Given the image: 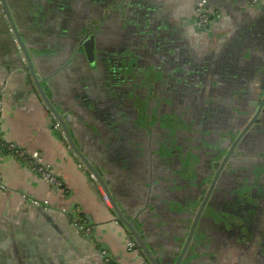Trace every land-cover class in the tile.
<instances>
[{"label":"flooded vegetation","instance_id":"1","mask_svg":"<svg viewBox=\"0 0 264 264\" xmlns=\"http://www.w3.org/2000/svg\"><path fill=\"white\" fill-rule=\"evenodd\" d=\"M86 1H94L89 8L105 16L106 31L81 24V32L74 34V56L60 68H75L78 75L86 135H93L84 154L98 169L100 180L91 176L103 195L112 207L111 198L116 201L149 251L168 264L202 261L205 244L218 228L233 237L243 228L254 233L257 223L251 214L243 218L238 199L244 200L240 205H252L253 182L264 177V157L258 160L253 154L264 130V104L256 105L264 100V85L256 88L263 76L254 73L260 57L250 56L252 70H234L220 63L217 53L199 56L190 41L163 31L162 25L154 33L156 25L147 24L144 12L135 14L129 0ZM123 1L127 3L121 9L117 4ZM59 2L44 1L48 7L41 11L49 12L52 22L61 11ZM197 3L193 25L205 30L215 19L199 25ZM0 10L13 35H25L7 0H0ZM41 19L30 23L47 22ZM90 37L94 44L89 53L81 45ZM236 41L239 47L245 42ZM125 201L135 210H123ZM161 236L166 249L156 247V252L153 243Z\"/></svg>","mask_w":264,"mask_h":264},{"label":"crops","instance_id":"2","mask_svg":"<svg viewBox=\"0 0 264 264\" xmlns=\"http://www.w3.org/2000/svg\"><path fill=\"white\" fill-rule=\"evenodd\" d=\"M44 1L7 0L25 34L22 37L44 92L64 117L80 149L86 151L90 145L86 140L91 141L88 136L93 135H86L87 120L78 98V75L75 68L65 71L60 66L74 56L78 37L74 34L81 32V24L99 25L104 32L105 16L89 8L94 1L60 0L61 11L55 13L56 20L52 22L51 14L42 12L48 7ZM197 1L129 0L128 5L135 14L138 10L141 15L145 13L147 24L153 23L158 29L154 33L162 25L163 31L190 41L199 56L217 53L220 63L229 64L234 70L248 72L250 58L260 57L254 70L259 72L264 60V0H208L216 16L205 30L193 25ZM123 2L117 4L121 9L127 3ZM40 18L47 22L35 27L30 23ZM108 27L107 30L115 31L114 27ZM38 31L40 35L33 34ZM246 36L262 37V41L256 44ZM242 38L245 42L239 47L236 40ZM18 42L0 10V136L29 152H38L61 178L63 186L55 189L28 163L0 150V179L7 187L0 190V264H105L99 243L109 248L118 264H147L149 261L138 246L128 250V242L136 240L118 221L111 203L104 200L102 186L71 149L61 125H57L55 113L30 73L29 62ZM56 59H60L58 64ZM255 144L253 154L260 160L264 157V130ZM253 189L252 205L246 201L240 205L244 200L238 199V210L243 218L251 214L257 223L255 232L243 228L233 237L218 228L210 235L203 260L197 264H264L263 176L253 182ZM24 195L41 202L47 200L50 209L26 201ZM122 206L126 211L135 210L128 201L122 202ZM80 221L90 223L93 240L75 232L73 223ZM159 227L155 229L160 233ZM162 241L161 236L159 243H153L156 252L166 249Z\"/></svg>","mask_w":264,"mask_h":264},{"label":"built area","instance_id":"3","mask_svg":"<svg viewBox=\"0 0 264 264\" xmlns=\"http://www.w3.org/2000/svg\"><path fill=\"white\" fill-rule=\"evenodd\" d=\"M196 12H197V23L201 26L207 25L210 20L216 16L215 12L208 6V0H198L197 7H196ZM0 125H1V120H0ZM0 150H4L16 157H18L20 160L28 163L31 168L38 173L43 181L46 183L50 184L53 186L55 189H59L63 186V182L61 178L57 175V173L51 169L41 156L39 155L38 152H29L27 149L20 147L17 145L15 142H9L5 141L2 139L0 136ZM7 187L3 183V181L0 179V190H6ZM103 198L107 203H109L108 198L106 195H103ZM23 199L26 201L29 200L31 203L39 206H44L47 209H50L49 202L47 200L44 201H39L33 198H29L26 195L23 196ZM73 228L75 229V232L78 234H86V236H90V239L93 240L91 237L92 233V227L90 223L88 222H74L73 223ZM100 249H101V254L104 260L105 264H118L117 260L109 250V248L104 245L103 243H99ZM128 250L132 251L135 250L136 248V243L133 241H129L127 244Z\"/></svg>","mask_w":264,"mask_h":264},{"label":"water","instance_id":"4","mask_svg":"<svg viewBox=\"0 0 264 264\" xmlns=\"http://www.w3.org/2000/svg\"><path fill=\"white\" fill-rule=\"evenodd\" d=\"M120 4V3H119ZM4 9L5 11L7 12V15L10 17L9 15V10H8V7L6 4H4ZM13 24V23H12ZM14 26V29H15V25ZM17 33V31H16ZM18 41L20 42V45L26 55V58L29 62V66H30V73L32 74V76L34 77L35 79V82L37 84V87L39 89V91L41 92V94L43 95L46 103L48 104V106L50 107V109L53 111V113H55L56 117H57V120L59 121L60 125H61V131H63L69 141V144H70V147L71 149L74 151V153L80 157L83 161V163L86 165L87 169L93 173L97 178L98 180L99 179V172H98V169L95 167V165H93V163L86 157V155L84 154V151H82L78 145V142L75 140L73 134L70 132L69 130V126L67 124V122L64 120V117L59 114L58 110L54 107L53 103L50 101V99L48 98V96L46 95V93L44 92V89L36 75V72H35V69H34V66H33V62H32V57L28 51V48L25 44V41L22 37V35H19L17 33L16 35ZM93 37H90L89 40L83 42V44L81 45V48L83 49H86L89 53L92 49V46H93ZM93 52V51H92ZM92 56V55H91ZM262 67L260 69V71L258 73H260L262 76H263V79L260 81V83L256 84V88L258 87H262L264 85V62H262ZM262 84V86H261ZM262 89H264V86L262 87ZM259 90V96L261 95L260 93V89ZM257 94H256V90L253 89L252 90V97H255ZM257 103V102H256ZM262 107V105L264 104V100H261L260 103H257L256 105H258ZM261 110V109H260ZM103 183V182H102ZM104 185V183H103ZM107 189V188H106ZM108 190V189H107ZM109 192V190L107 191ZM111 194V193H109ZM111 201H112V204H113V210L114 212L116 213L117 215V218L121 221V223H123V225L129 230V232L133 235V238L136 240V242L138 243V245L140 246L144 256L148 259V261L150 262V264H168L167 261H164L162 259H156L155 256L151 253V251H149L148 247L145 245V243L141 240L139 234L137 233V231L135 230V228L133 227V225L131 223H129L127 221V218H126V215H124V213L122 212V210L120 209L119 205L116 203V201L111 198ZM197 250V249H196ZM194 256V254H193ZM192 255L191 256H188L187 259H190L189 257H193ZM183 259L179 260L176 264H181Z\"/></svg>","mask_w":264,"mask_h":264}]
</instances>
